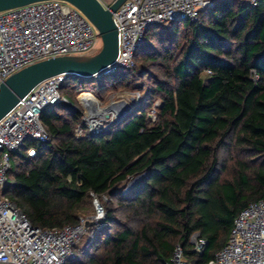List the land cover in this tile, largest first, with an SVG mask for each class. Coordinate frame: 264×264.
<instances>
[{
	"label": "trees",
	"instance_id": "1",
	"mask_svg": "<svg viewBox=\"0 0 264 264\" xmlns=\"http://www.w3.org/2000/svg\"><path fill=\"white\" fill-rule=\"evenodd\" d=\"M154 36L158 54L143 57L161 66L148 88V98H160L153 120L140 104L105 131L76 137L82 109L74 94L85 79L71 76L59 89L67 101L40 112L48 140L26 143L33 156L24 147L11 155L19 162L6 196L34 225L73 224L93 195L107 197L103 222L115 228L94 253L75 245L66 264H168L176 242L194 256V231L207 241L196 263L206 262L238 211L264 195V0H215L194 22L151 26L141 49ZM110 84L127 86L128 74L116 73ZM137 175L125 193L118 188Z\"/></svg>",
	"mask_w": 264,
	"mask_h": 264
},
{
	"label": "built area",
	"instance_id": "2",
	"mask_svg": "<svg viewBox=\"0 0 264 264\" xmlns=\"http://www.w3.org/2000/svg\"><path fill=\"white\" fill-rule=\"evenodd\" d=\"M245 1L250 5L257 2ZM213 4V0H124L112 12L117 31L116 58L93 74L92 79L109 80L120 68H134L135 55L151 26L162 25L170 30L181 21L194 22L202 10ZM98 40L94 25L79 9L63 0H39L0 10V83L22 67L47 57L93 54ZM252 73L256 78V73ZM69 77L62 72L39 81L0 117V264H66L76 257L75 245L86 223L99 224L104 220L103 202L93 195L91 214L79 215L73 224L42 228L34 225L6 196L12 153L24 147L26 154L33 156L35 146L26 143L48 140L40 112L67 101L59 89ZM88 91L92 94L90 90L79 91L82 125L74 127L76 137L85 130L89 134L101 133L114 120L108 116L92 121L95 116L91 114V105L80 95ZM101 199L106 200V196ZM188 242L194 256H187L182 243L176 242L168 264H197L195 258L203 252L207 241L194 231ZM199 264H264V195L238 211L226 242L212 258Z\"/></svg>",
	"mask_w": 264,
	"mask_h": 264
},
{
	"label": "water",
	"instance_id": "3",
	"mask_svg": "<svg viewBox=\"0 0 264 264\" xmlns=\"http://www.w3.org/2000/svg\"><path fill=\"white\" fill-rule=\"evenodd\" d=\"M39 0H0V10L20 6ZM79 9L97 29L101 46L99 50L88 55H57L30 63L10 74L0 83V117L3 116L17 101L39 81L65 72L68 75L82 79H92L93 74L101 71L113 62L117 55V31L112 20V12L124 0H112L105 4L101 0H63ZM114 103L122 104L124 109L119 113V122L125 118L135 103L125 99L111 101L105 105V110L112 108ZM108 117L107 112L103 113ZM88 224V223H86ZM194 263V261H191Z\"/></svg>",
	"mask_w": 264,
	"mask_h": 264
},
{
	"label": "rangeland",
	"instance_id": "4",
	"mask_svg": "<svg viewBox=\"0 0 264 264\" xmlns=\"http://www.w3.org/2000/svg\"><path fill=\"white\" fill-rule=\"evenodd\" d=\"M162 26V25H161ZM158 32L160 33L163 29L161 27L157 28ZM171 40V39H170ZM169 39L163 40L165 43H171ZM161 40L158 39V36L151 37V41L149 43V46L141 49V47L138 49L137 53L140 55V59H137L135 68L132 69H124L120 68L118 70V73H127L128 74V85L115 88L112 86L111 79L109 80H102V81H96L94 79H85L83 82L84 90H90L92 94L98 99H95L98 102V107L104 108L105 105H107L111 100L116 101L121 98L126 99L130 97V94H135V103L132 104V108L143 104L147 105V115L150 117V119L155 118V108L157 105L160 104V98L156 95L152 98H148V88L150 85L154 83L155 76L161 73V66L158 62L151 61L149 59H144L146 55H150V58L155 57L156 54H158V49L160 47ZM101 46L100 40H98L97 45H95V52L99 50ZM147 49V50H145ZM142 51L144 53H142ZM158 61L160 59H157ZM102 85V86H101ZM101 86V87H100ZM79 91H76L74 94L75 102L80 107V102L78 101V95ZM89 93L88 92H82L81 97L84 96V94ZM91 94V95H92ZM93 96V97H94ZM148 98V99H147ZM100 102V103H99ZM150 102V104H149ZM131 108V109H132ZM93 114V113H92ZM111 116V114H110ZM115 123L113 120L111 124ZM19 158V157H18ZM18 158L15 156L12 159L13 166L19 162ZM12 171L8 173V178L11 179ZM142 175H137L128 178L127 180L120 182L121 184L118 186V188L122 189V192L125 193L127 189L131 188V186L134 183H137L141 179ZM102 202L103 199L99 198ZM107 199V197H106ZM104 207V206H103ZM105 210V208H104ZM93 211V197L91 198V207H89L88 211H86L84 214L89 215ZM114 224H108L105 221L99 223V224H93L88 229H85L83 235L80 237V239L77 241V252L80 253L81 251H86L87 253H94L96 249L100 248L99 244H96L97 241H100L102 236L106 233V231H109L111 229H114ZM97 245V246H96Z\"/></svg>",
	"mask_w": 264,
	"mask_h": 264
},
{
	"label": "bare ground",
	"instance_id": "5",
	"mask_svg": "<svg viewBox=\"0 0 264 264\" xmlns=\"http://www.w3.org/2000/svg\"><path fill=\"white\" fill-rule=\"evenodd\" d=\"M96 45H97V43H96ZM135 97H136L135 94L132 93V94H130V97L126 98L125 100L127 102H130V100H133ZM82 98L86 99L89 102V104L91 105V114L93 113V115L95 116V118L92 120L93 122L99 121L98 118L99 119L104 118V115H103L104 112H107L109 114V117H108L109 119H116V118H118L119 113L124 109L122 104L114 103L112 108H110L108 111H106L105 107L104 108L98 107V102L89 93L84 94V96ZM110 114H111V116H110Z\"/></svg>",
	"mask_w": 264,
	"mask_h": 264
},
{
	"label": "crops",
	"instance_id": "6",
	"mask_svg": "<svg viewBox=\"0 0 264 264\" xmlns=\"http://www.w3.org/2000/svg\"><path fill=\"white\" fill-rule=\"evenodd\" d=\"M103 3H105V4H108V3H110L112 0H101ZM214 2H215V0H213ZM243 1H245V0H243ZM214 5V4H213Z\"/></svg>",
	"mask_w": 264,
	"mask_h": 264
}]
</instances>
